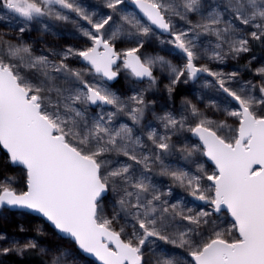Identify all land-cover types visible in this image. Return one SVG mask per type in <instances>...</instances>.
Here are the masks:
<instances>
[{
  "label": "snow or ice",
  "instance_id": "6c2138e0",
  "mask_svg": "<svg viewBox=\"0 0 264 264\" xmlns=\"http://www.w3.org/2000/svg\"><path fill=\"white\" fill-rule=\"evenodd\" d=\"M0 24V264H264V0Z\"/></svg>",
  "mask_w": 264,
  "mask_h": 264
},
{
  "label": "rangeland",
  "instance_id": "374dc122",
  "mask_svg": "<svg viewBox=\"0 0 264 264\" xmlns=\"http://www.w3.org/2000/svg\"><path fill=\"white\" fill-rule=\"evenodd\" d=\"M3 27H4V25H3V24H0V28H3ZM29 35H30V36H36L37 34H36V32H32V33H30ZM49 39L52 40V39H54V38L49 37ZM117 86H118V87H123V86H124V81H123V79H121L120 84L117 85ZM181 94H183V92H181ZM150 98H151V97H150ZM0 225L4 226L5 228H3V229H5V230H7V231H9V232H12V231H13V227H11V226L5 225V224H3V223H0Z\"/></svg>",
  "mask_w": 264,
  "mask_h": 264
},
{
  "label": "trees",
  "instance_id": "16d2710c",
  "mask_svg": "<svg viewBox=\"0 0 264 264\" xmlns=\"http://www.w3.org/2000/svg\"><path fill=\"white\" fill-rule=\"evenodd\" d=\"M3 228H5L4 226H2V225H0V229H3Z\"/></svg>",
  "mask_w": 264,
  "mask_h": 264
}]
</instances>
